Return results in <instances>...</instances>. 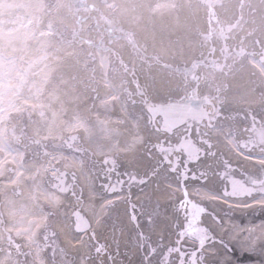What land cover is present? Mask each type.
<instances>
[{
	"label": "bare ground",
	"instance_id": "6f19581e",
	"mask_svg": "<svg viewBox=\"0 0 264 264\" xmlns=\"http://www.w3.org/2000/svg\"><path fill=\"white\" fill-rule=\"evenodd\" d=\"M89 1V9H83L77 5L70 7L67 0H0V240L11 241L15 237L24 239L26 247L32 246L34 250L27 261L19 259L16 263V253L10 252L8 247V252L4 251L0 244V264H46L38 253L36 234L41 228L47 202L57 203L58 206L63 204V196L53 191L45 181L41 182L43 165H31L24 161V157L20 159L14 142L6 135L10 146L4 138V115L9 109L17 110L23 98L32 103L37 111L35 134L50 133L52 136H59L68 130L70 133H78L98 158L118 156L123 169L136 172L142 177L138 181L140 183L133 184L128 191L124 190L118 195H104L92 181L89 170L75 155L65 158L67 169L73 164L78 170V185L83 194L78 208L92 222L88 232H74L69 215L72 212L69 208L71 204L62 207L57 216L59 235L76 257L87 256L85 252L89 253V249L83 242L88 240L90 232H94L99 244H104L107 248L106 259L110 260L109 264H113L111 260L116 259H121L120 264H142L138 255L143 252L137 250L132 243L135 229L140 231L148 227L144 219L153 211L150 204L161 211L162 203L169 196L176 199L174 189H183L185 186L191 191L198 187L218 201H231L244 207L241 214L227 208H221L217 213L205 206L201 207L207 214L205 220L213 225V229L222 235L227 233L228 237L238 235L240 247H249L250 241L258 242L259 238L264 240V223L256 231L259 221L254 226L248 223L251 216H261L260 208L264 209V206L252 204L264 202V191L258 192L259 194L231 192L225 183L226 178L219 170L221 167L218 166L219 156L226 161V165L233 162L240 169L250 168L252 172L255 171L257 162H264L263 146L250 147L251 143L245 138L248 118L264 122V60L261 59L264 54V0H216L220 4L216 13L219 21H223L225 25L219 31L229 29L228 39H223L221 44L216 38L207 41L204 37L207 36V20L210 21L209 16L206 19V12L211 11V8L203 0H107L108 3L103 7L105 12L114 15L113 23L99 9L100 19L94 17L86 24L74 28L90 8H95V0ZM103 21L107 22L106 33L114 39L111 47L119 54L122 69L136 68L141 71L140 79L136 82L130 76L132 82L136 83L137 90H140V83L144 89V94L134 97L140 117L136 120L128 113L127 102L123 101L120 80L104 76L107 50L103 41L92 39L90 32L92 24H96L99 29ZM49 24L58 27L55 34L49 31ZM83 29L90 33L82 37L83 41L79 45L71 48L65 44L73 39L69 31L74 34ZM130 30H133L137 42L134 47H128L127 35ZM101 34L104 32L101 31ZM57 41L61 43L57 44ZM86 43L91 46L88 47ZM231 45L233 48L237 46V49L228 51ZM209 49H216L214 55L209 53ZM220 50H224L228 56L224 62L231 63L226 72L212 74L208 80L205 77L209 76L203 78L202 72H194L203 78L195 85L190 84L180 73L183 66L196 65L205 57L219 67L215 59ZM53 68L54 73L63 71L66 74L60 86H52L53 73L47 77ZM188 70L191 73V69ZM73 76L86 81V85L97 80L99 91L88 89L87 98L79 101L73 95L75 90L71 85L77 83V80L70 81ZM206 86H210L209 93ZM192 90L194 96L203 103V96L210 94L221 103L219 107L224 112L220 111L218 124L205 123V127H195L194 133L208 135L210 147L197 162L188 164V173H182L179 177L161 166L156 157L152 159V150L149 152L148 149L151 145L148 143L150 140L156 143L157 134L161 133L155 132L150 122L155 123L158 118L154 115L148 120L147 114L139 105L142 97L147 99L145 108L148 109L164 99H182ZM42 106L44 111L39 108ZM232 106L234 110L227 111ZM209 119L210 116L208 122ZM203 122L205 121H198ZM229 125L234 129L231 136H227L228 133L224 131ZM212 129L217 132L211 133ZM180 130L179 128L178 131ZM167 161L170 162V159ZM17 184L21 187H16ZM63 185L65 187V183ZM186 194L193 196L190 192ZM186 194L183 193L180 199L181 206L187 201ZM109 199L130 202L134 199L138 203L144 199L147 201L145 200V209L139 216L134 213L130 216L127 213V203L118 202L114 208L116 225L113 228L102 223V214L107 206L105 202ZM214 203L212 200L209 205L218 211ZM176 206L168 211V222L163 226H156L158 231H162L163 237L161 239L155 234L153 240L157 241V247L151 255L160 258L159 264H172L174 260L178 263L181 260L175 254L169 255L163 251L161 244L163 239H167L172 246L180 243L174 236L178 230L180 214L175 211ZM255 219L259 218H252V221ZM260 220L261 224L263 219ZM137 221L140 224L136 227ZM252 230L254 234L249 235ZM112 237L114 240L111 242ZM186 246L194 257L207 255L211 264H216L215 260H220L223 264H245L242 261L246 259L255 260L246 264H261L264 260V256L260 255L252 256L245 252L239 254L222 237L215 235L208 241L209 253L200 251L196 254L195 245L189 240ZM80 262L79 264H91ZM153 262L149 260L148 264Z\"/></svg>",
	"mask_w": 264,
	"mask_h": 264
},
{
	"label": "rangeland",
	"instance_id": "374dc122",
	"mask_svg": "<svg viewBox=\"0 0 264 264\" xmlns=\"http://www.w3.org/2000/svg\"><path fill=\"white\" fill-rule=\"evenodd\" d=\"M46 1H48V0H46ZM67 1L70 3V5H73V2H72L73 0H67ZM79 1H81V3H83L82 5H85V8L86 9H89L88 8V5L90 4V1L89 0H79ZM237 2H239V0H237ZM107 3H108L107 0H95V2L93 4V6L95 8H90V11L84 17L85 20L83 19L79 23L75 24L74 25V28L75 27L78 28L80 25L82 26L83 24H86L88 21H90L94 17H97L98 19H100V16L101 15L99 14V9H101V11H103V14L107 18V20L113 22L114 21V15L111 12H105V9L103 7ZM218 3L219 2H216V0H212L211 6H213V7L216 8V6H217ZM81 8H83V6H81ZM217 17H218L217 14L211 15V19H213V21H211V24L214 27L212 29L213 36H210V34H209L208 37L213 38L214 36H217V39L218 40H221L222 39V36H221V34L219 32V25H221L223 27V22L219 21L220 23H218V21L215 20V19H217ZM218 19H219V17H218ZM217 23H218V25H217ZM48 28L52 32H54L55 30H57L56 26L51 29V26L49 25ZM209 28H210V26L208 27V30H209ZM107 30H108L107 22L106 21H103V23L99 25V29H98V27H97L96 24L92 25L90 32L93 34L92 35V38L94 40H96V41H98L99 38H101V36H102L101 35V31L104 32V35H103L102 39H103L105 48L110 50V46H112L114 40H113V38H110L107 35V33H106ZM69 32L73 36V39L71 41L65 42V44L67 46H70L71 48H74L75 45H79L83 41L82 37H86L90 33L87 29L78 30L74 34L72 33V31H69ZM223 33H225V35H228L229 30L228 29H225V30H223ZM133 37H134V35H133ZM205 38H207V37H205ZM223 38L224 39H228V36H225ZM120 42H121V40H120ZM60 43H61L60 41H57V44H60ZM132 43L137 44L136 42H134L132 40L131 37H129L128 47H133V44ZM86 45L88 47L91 46L89 43H86ZM234 48L237 49V46H234ZM234 48L231 45V46L228 47L227 50L229 51V50H232ZM262 48H263V46H261V49ZM116 52L117 51L115 49V51L113 50V52L110 53L111 63H112V72L111 73H113V74H116L117 73V75H118V76L116 75V77H114V79H121V80H123V84H130L131 83V78H130L131 75H133L136 78L140 79L141 71L139 69L136 70V68L135 69L126 68V69L123 70L120 67L119 62H118V54ZM221 52H220V56H219V59H220L219 61H221V59L225 57L224 54L221 53ZM134 56H136V55H134ZM89 57H91V54L89 55ZM206 64H208V66H206V65H204L202 63H199V64H196L195 65V68H193V69H195V70H197L199 72L200 71H203V72L205 71L204 75L205 76H209V77L205 78L206 80H208L211 77L212 74H215V73H224L227 69H229L231 67V63L230 64L227 63L226 65H224V64L221 63V68L218 69V68L213 67V65L209 64V61L208 60L206 61ZM207 69H210V71L211 70H213V71L212 72H207L206 71ZM180 73H184V72H180ZM64 75H66V74L63 71H58V72L54 73V70H53V78H52L53 82L59 81L60 79H62L64 77ZM184 76L187 78V80L189 81V83L192 84V85L196 81V79H197V81L198 80H201V77L199 78V76H197V78H195V76H190V75L185 74V73H184ZM75 80H77V83H73L74 85H71V86H72V89L75 90V91H73L74 97H76L79 101H82V100H84V99L87 98L86 97V92H87L88 89L91 90L90 87L97 86L96 84H94V83H96L95 81L88 82L89 85H86V81H80L79 78H77L75 76H73L70 79L71 82H74ZM81 82H83L85 85L82 84ZM132 84L135 85V83H132ZM58 85L60 86V84L56 82V84H53V87H56ZM142 86L143 85H141V83H140L141 90H144ZM206 90L209 93L210 92V86H206ZM140 93L141 94H144L143 92H140ZM190 94L191 95L194 94V91L192 90ZM209 97H211V96H209ZM93 98H95V97H93ZM144 100H146V99L144 98ZM215 101L213 100V104H210L211 106H209V108L211 109V112L213 113V119H211V121L215 122V124H218L219 123V119H220V118H217L219 116L218 112L220 111V108H218V104L221 105V103L220 102H217V101L215 102ZM143 104H144V101H143ZM131 107H133L135 109L136 108V104L134 102H130L129 108H131ZM142 107L143 106L140 105V108H142ZM232 108H234V107L232 106L231 108H228L227 111L232 110ZM221 110H222V108H221ZM222 111L224 112V110H222ZM8 121H9L8 124L11 126L10 127L11 130H9V133L11 135H13V133H15L16 130H19L20 124L18 123V120H14L12 117H9ZM251 121L252 120H250V118H248L247 124H249V126H252V123H249ZM258 123L259 122H255L254 123L255 125H253V127H254L255 130H257L258 128H262V125L260 123L259 124ZM70 127H72L71 124H70ZM22 128H24V127H22ZM248 132H249V137L248 138H250V135H251L250 129L248 130ZM259 132H260V130H259ZM260 134H261V132H260ZM262 134H264V132ZM171 137H172V139H171L172 140V143H176L179 140V138H180L179 135H173V134H171ZM201 137H202V139L199 136H197L195 139H197L198 142H201V144L204 147H206V148L210 147L208 145V143H206V139L208 138L207 135H201ZM204 138H206V139L204 140ZM263 140H264V138H263ZM18 141L22 142L21 144L23 145V149L26 151L27 154H30L32 156L31 158H34V156H36L37 158H44V157L46 158L47 155H48L47 154L48 151H50V154L49 155H51L52 154L51 151L54 152V150L56 151L60 147H69V148H71V147L73 148L74 147V148H80V149H82V146H81L82 144L79 143L80 141L77 140V138H75L73 140V142H70V144L68 146H65L64 144H59V143H55L54 144L53 142H49V143L47 142L44 145V148H48V150H47L46 153H42V151L44 149V148H42L43 147L42 145H36V144H34L29 139H22V140H18ZM261 143H262L261 144V146H262L264 144V142H261ZM161 144L169 145L166 141L165 142H162ZM256 146L258 147V145H256ZM151 149L153 150V155H156L157 158H158V160H161L162 164L166 163L165 160H163L164 158H163V155L161 154V151L160 150H158L155 146H152L149 150H151ZM81 152L84 153L83 151H81ZM87 153L85 155H87ZM164 153L167 154L168 156H170L169 153H166V152H164ZM182 156L185 157L184 155H182ZM177 160H179V159H176V161ZM89 161H90V159H89ZM187 161H190V159L187 160ZM193 162H196V161H193ZM225 162L226 161H224V159L222 158V156H219L218 166L219 167H222V169H224V170L227 169V166H226ZM184 163H186V162L184 160H181V164L184 165ZM187 163H191V162H187ZM168 165L171 168L174 167L172 165V163L171 164H168ZM90 166H91V169L93 171H96V170H98V168H100L101 164L99 163L97 165L96 163H93V161L91 160V165ZM106 166L107 167H109V166L112 167V165L109 164V161L106 163ZM112 168L114 169L115 167H112ZM181 170L182 169L180 168V172H181ZM234 171H237V170H234ZM125 172H127L129 175L132 174L131 172H128V171H125ZM180 172H178L177 170H175V173L179 174V176L181 177V173ZM134 175L136 177L132 179V182H130V181L127 182L128 186H132L133 184H136L137 182H135V181H139V179L141 178L140 175H137V174H134ZM53 180H54L53 178H49V182L50 183H52ZM67 191L68 190H66L64 193H65V195H68V200L75 201V200L78 199L77 197H79V196L73 197V195L68 194ZM79 192H80V190L78 189V193ZM75 195H76V193H75ZM153 206H154L153 204L152 205L150 204L149 207L150 208H153ZM143 209H145V205H143V202H142V203H139V204L131 205V207L128 209V211L132 210V212L134 213V215H137L138 216V215H140V212ZM190 211H191V209L186 208V212L188 213V215H187V213H185L187 219H188V217H191L192 216ZM161 214L162 213L156 211V208H155L154 212L150 216H147L146 215L145 218H148L149 217V219H154L155 220L156 218H162ZM112 216L113 215L109 213L108 218L105 219L104 222H107V224L110 227H113L114 228L115 227L114 224L116 222L114 221V219L112 218ZM138 224H139V222H138ZM138 224H136V225H138ZM149 227L145 230L146 232L149 229ZM48 232H49V229L46 232L45 231L44 232H40L39 236H42L44 233L47 234ZM146 232H145V235L144 234H140L139 235L140 237L138 235L135 236V234L133 236V240L135 241V243H138V244L140 243V245H141V243H143L141 245V249H142L143 252H145V257L142 258V260H144V261H145V259L148 258V255H149V254L146 255V253H147V251H149L148 242H150V241H148V239H150V237L147 236L148 234ZM141 235L143 236V238H141ZM183 235H184V233H182V234L178 233L175 236H181V237H184L185 238V236H183ZM49 236H48L49 239H46L45 242H42L41 243L43 245V249L46 252V254L51 259H54L56 264H76L74 256L73 255H68L67 253H65L60 248V246L57 244L56 240L54 238L49 237ZM113 240H114L113 237H112V239L110 238V241L111 242ZM88 242H89V244H88L89 249H91L92 251H94V254H96V255L95 256L93 255V257H85L84 259H86V260L80 258L79 261H84L86 263L87 262H91V264H109L110 263V260L104 258V257H106V255H105L106 254V250H104L105 245L104 246H101V245L99 246L98 241L94 240L90 236L88 237ZM16 243L18 244V241H16ZM17 247H18V250L20 252H22L23 257L24 256L26 257L27 256V253L24 252L25 248L24 247H20V244ZM101 251H102V253H101ZM169 253H173V252L172 251H169ZM174 253L176 254V256L177 255H181V254H183V256H185L188 252H187V250H185V248H180V249L175 250ZM183 256H181V257L183 258ZM157 257L158 256L155 255V261L153 262V264H158V262H157V259L158 258ZM151 259H152V256H151ZM184 259H187V256H185ZM120 260L121 259L114 260L113 263H119ZM197 261L198 262H201V259H198ZM184 263H186V262H183L182 264H184Z\"/></svg>",
	"mask_w": 264,
	"mask_h": 264
},
{
	"label": "water",
	"instance_id": "95a60500",
	"mask_svg": "<svg viewBox=\"0 0 264 264\" xmlns=\"http://www.w3.org/2000/svg\"><path fill=\"white\" fill-rule=\"evenodd\" d=\"M151 110L153 112H160L163 116L164 122L170 126L177 125L179 122L187 120L192 116L199 118V115L204 113L201 110L199 102L191 101L190 99H186L183 102H169L161 107L152 108ZM76 215L79 219L76 229L81 230L87 226L88 223L81 219L79 213Z\"/></svg>",
	"mask_w": 264,
	"mask_h": 264
}]
</instances>
